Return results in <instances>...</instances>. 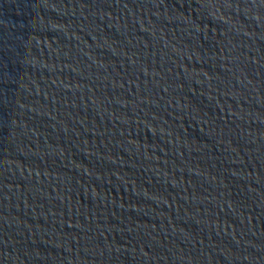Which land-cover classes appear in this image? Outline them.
I'll return each instance as SVG.
<instances>
[{
	"label": "water",
	"instance_id": "water-1",
	"mask_svg": "<svg viewBox=\"0 0 264 264\" xmlns=\"http://www.w3.org/2000/svg\"><path fill=\"white\" fill-rule=\"evenodd\" d=\"M0 264H264V0H0Z\"/></svg>",
	"mask_w": 264,
	"mask_h": 264
}]
</instances>
